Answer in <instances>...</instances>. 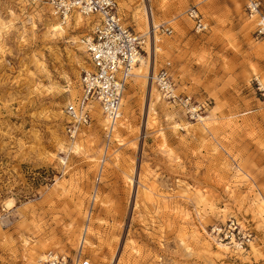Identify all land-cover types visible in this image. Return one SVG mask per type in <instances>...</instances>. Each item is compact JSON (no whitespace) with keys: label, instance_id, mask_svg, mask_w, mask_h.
I'll use <instances>...</instances> for the list:
<instances>
[{"label":"rangeland","instance_id":"obj_1","mask_svg":"<svg viewBox=\"0 0 264 264\" xmlns=\"http://www.w3.org/2000/svg\"><path fill=\"white\" fill-rule=\"evenodd\" d=\"M247 1L117 0L146 50L118 142L101 110L68 132L90 17L0 0V264H47L49 251L66 264H264V39ZM167 62L189 105L148 76Z\"/></svg>","mask_w":264,"mask_h":264},{"label":"built area","instance_id":"obj_2","mask_svg":"<svg viewBox=\"0 0 264 264\" xmlns=\"http://www.w3.org/2000/svg\"><path fill=\"white\" fill-rule=\"evenodd\" d=\"M43 4L52 5L61 16L80 12L85 16H95L90 30L84 35L87 44L89 67L81 72L82 94L78 106L70 104L66 110L73 121L68 123V132L74 136L77 125L89 124L92 115L89 105L98 101L104 114L112 120L118 118L124 91L133 74V67L144 57L145 41L120 14L117 0H40ZM246 12L257 16L255 33L264 39V0H248ZM197 29L206 31L208 25L197 10L189 12ZM167 34L171 29L165 30ZM157 84L165 97L175 103L190 104V97L182 98L174 94L175 81L171 72V62H167L157 75ZM259 83V82H258ZM258 89L264 96V89L258 84ZM80 119L75 116L76 109ZM51 264H60L53 260ZM74 264H91L83 258Z\"/></svg>","mask_w":264,"mask_h":264},{"label":"bare ground","instance_id":"obj_3","mask_svg":"<svg viewBox=\"0 0 264 264\" xmlns=\"http://www.w3.org/2000/svg\"><path fill=\"white\" fill-rule=\"evenodd\" d=\"M37 1H39L40 3H42L40 0H37ZM46 5H48V4H46ZM54 11H56L55 9H54V7L50 4L49 5ZM57 12V11H56ZM58 13V12H57ZM76 13V14H75ZM74 14H75V21H76V24L77 25H80L83 21H84V18H86V17H90V22H93L94 21V18H95V16H85V15H83L82 13H80V12H75ZM59 14V13H58ZM73 14V15H74ZM73 15H65V16H61L62 18H64V19H68V18H70V17H72ZM251 16V15H250ZM252 18H254V20H255V25H256V23H257V16H255V15H253V16H251ZM64 23H68V20L67 21H65V22H60L59 24H58V26H57V28H59L60 30H63V26H62V24H64ZM149 25L151 26V24H150V22H149ZM156 27H153V29H155ZM151 27H150V31H151ZM154 32H155V30H154ZM149 34V33H148ZM140 36V35H139ZM141 37V36H140ZM152 39V38H151ZM145 41V40H144ZM84 43H85V45H86V50H87V44H86V42H85V40H84ZM150 47V46H149ZM156 42L154 41L153 42V40H151V48H153L154 50L156 49ZM154 53V52H153ZM139 60H140V62L139 63H137V64H135V66L133 67V74H134V70H135V68L139 65V64H141V62H142V57L141 58H139ZM89 67V65H87L83 70H85V69H87ZM132 74V75H133ZM152 73V68H151V70H150V73H149V75L148 76H150V78L152 77V79H154V81L157 83V80H156V78H157V75L156 74H153ZM132 77V76H131ZM82 78V77H81ZM82 81V80H81ZM81 81H80V85H81V93H80V96H81V94H82V83H81ZM175 81V80H174ZM261 84L264 86V79H261ZM158 85V84H157ZM159 87V86H158ZM160 89V88H159ZM160 91H161V89H160ZM153 92H154V86L152 85L151 86V90H150V94H153ZM161 93H162V95L164 96V98H166L165 97V95L163 94V92L161 91ZM174 94L176 95V96H179L180 94H177V92H176V85H175V90H174ZM79 98L80 97H78L77 98V100H74L73 102H71L70 101V99L68 100V102L70 101V103L67 105V107L70 105V104H73V105H75V106H78V103H79ZM167 99V98H166ZM168 100V99H167ZM169 102H172V101H170V100H168ZM183 103H181V102H178L177 103V105H182ZM121 106H122V104H121ZM89 109H90V112H91V115L94 117V115H95V112H97V111H99V110H101V112H99V114L101 115V117H102V121H103V123H104V126H108L109 128H107V129H109L110 130V132L111 133H113V137H114V139H115V141H118V142H121V138H120V135L119 134H117V131H118V129L120 128L119 126H123V123L121 122V120H120V117H121V107H120V113H119V116H118V118H116V119H114V120H112L109 116H107L106 114H104V110H103V108L101 107V105H100V103L98 102V101H93V103H91L90 105H89ZM147 113H148V121H149V118L151 117V115H152V111H151V107H149L148 108V110H147ZM65 115L67 116V118L69 119L68 120V123H70V122H72L73 121V118L72 117H70V115L68 114V112H67V110H65ZM80 113H79V111H78V107H77V109H76V113H75V116L78 118V119H80ZM99 115V116H100ZM93 117H92V121H93ZM202 118V117H201ZM91 121V122H92ZM90 124V123H89ZM148 124V123H147ZM83 125H87V124H80V125H77V132L75 133V135L74 136H72V137H75L78 133H79V131H80V129H81V127L83 126ZM81 135L83 134V133H80ZM11 203H13V202H9V204H7V205H10V206H12V204ZM10 206H7V207H10ZM80 239H81V242L82 243H84V244H89V241L87 240V237H86V232H82L81 233V237H80ZM66 256H64V255H62V256H60L59 254H57L56 252H54V251H49L47 254H46V263L47 264H51V262L53 261V260H56L57 262H59L60 264H66L67 263V261H66ZM74 263H76V262H74ZM73 263V264H74Z\"/></svg>","mask_w":264,"mask_h":264},{"label":"crops","instance_id":"obj_4","mask_svg":"<svg viewBox=\"0 0 264 264\" xmlns=\"http://www.w3.org/2000/svg\"><path fill=\"white\" fill-rule=\"evenodd\" d=\"M123 103H124V98H122V105H123ZM122 107V106H121Z\"/></svg>","mask_w":264,"mask_h":264}]
</instances>
